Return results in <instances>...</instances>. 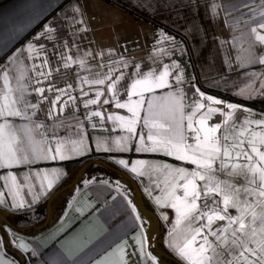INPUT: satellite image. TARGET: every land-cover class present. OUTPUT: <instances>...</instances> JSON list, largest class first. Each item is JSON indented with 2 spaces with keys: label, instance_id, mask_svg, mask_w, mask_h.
<instances>
[{
  "label": "crops",
  "instance_id": "0c3cea01",
  "mask_svg": "<svg viewBox=\"0 0 264 264\" xmlns=\"http://www.w3.org/2000/svg\"><path fill=\"white\" fill-rule=\"evenodd\" d=\"M64 1H0V152L10 157L8 166L0 160V211L13 218L43 203L70 175L66 161L101 159L136 181L145 207L157 216L158 248L189 264L180 249L192 232L173 204L180 207L176 197L183 196L182 186L192 179L181 178L178 169H198L176 159L172 145L183 134L184 144L195 147V133L187 127L193 112L194 128L204 116L208 127L221 125L217 137L228 134L230 144L245 141L241 149H229L222 171L221 161L213 162L217 171L210 185L219 181L222 188L224 182L234 189L247 187L253 204L242 207L249 217L253 212L259 217L264 203L257 187H264V125L256 124L264 119V110L217 95L264 105V41L251 31L257 27L264 35L256 23L264 21V0H80L49 17ZM137 11L149 13L158 24L135 16ZM165 65L170 73L165 87L138 89L142 95L129 99L131 84L142 78L138 73L159 76ZM97 71L113 79L123 73L125 79L108 91V79L93 82L104 78ZM98 93V103L85 107ZM117 103L129 104L137 115ZM197 104L205 107L196 111ZM209 107L216 111L208 112ZM252 146L258 151L251 152ZM244 148L251 160L237 158ZM12 153L19 163L12 162ZM206 182L196 179L201 191ZM214 198L223 207V195ZM197 203L203 208V198ZM216 225L226 227L228 221ZM156 230V219L141 208L129 179L93 166L54 205L43 231L23 233L0 223V264H167L153 243ZM262 238L258 228L256 239ZM208 239L215 242L211 235ZM249 246L257 247L254 242ZM256 259L249 255V261Z\"/></svg>",
  "mask_w": 264,
  "mask_h": 264
},
{
  "label": "snow or ice",
  "instance_id": "6c2138e0",
  "mask_svg": "<svg viewBox=\"0 0 264 264\" xmlns=\"http://www.w3.org/2000/svg\"><path fill=\"white\" fill-rule=\"evenodd\" d=\"M261 16L264 17V12L261 13ZM259 29H264V21H257ZM251 31L257 33V37L259 40L264 41V35H259L257 32V27H252ZM39 39V37H37ZM63 56V54H61ZM68 60H71V57H68ZM47 63V61H45ZM81 65L84 64V61H79ZM264 63V60L261 61ZM127 66V65H125ZM64 67H68V63L64 64ZM103 67V65H98V69ZM139 68V66H136ZM44 75L43 73H40ZM142 76V78L136 79L131 84V93L129 95V99L131 95H142V92L138 93V89H142L143 92H151L155 88L165 87L167 85V77L169 76V66L165 65L163 72L159 74V76L153 75L152 72L148 73H138ZM97 76L103 75L104 78L95 79L93 82L97 84H104L105 79L111 81L108 85V91H114L116 89L117 83H119L122 79H125L123 73L116 76L115 79L110 74L100 73L97 71ZM182 79L181 76H177L176 80L179 82ZM125 90L127 85L122 86ZM52 91V88L48 89ZM41 93L45 91V89H38ZM62 93L64 90H60ZM102 93L97 94V99L88 100L85 103V107L89 104H97L99 96ZM125 94H128L127 92ZM86 95V93H85ZM204 94L201 93V96ZM60 97H57L59 100ZM70 99H72L70 97ZM115 99V96H113ZM208 100H213L212 97H208ZM109 101L106 99L103 101L104 104H107ZM216 104H220L221 101L215 100L213 101ZM143 104V100L137 101L136 106H141ZM117 108H127L129 112L136 116L137 113L135 109L127 103H117ZM204 104H197L196 111L204 108ZM230 109H234L237 106L229 104L227 106ZM247 111V109H244ZM216 109L209 107L208 112H214ZM2 114V113H0ZM196 113L193 112L191 116L188 117V129L195 133L193 139L196 141L195 147L192 145H185V137L183 134H180L177 137V143L173 144L172 147L176 149L177 155L176 159L190 162L197 166L196 171L188 173L186 169H178V172L181 174V178L186 176H191L192 179L187 180L183 187V196H177L176 200L180 203V207L177 204H173V207L177 208V211L180 213L183 219L188 221L190 230L192 232L191 238L187 240L184 247L180 249V254L184 256L189 264H264V238L257 240V231L259 228L260 233L264 234V203H260V215L257 217L255 212L249 217L247 216V211L242 205L251 206L253 204L251 195L247 190V187L243 189H234L231 184L224 182V187H221V182L217 181L215 186H211L210 182L214 178V173L217 171L213 168V162L217 159L221 161L219 170H223L227 167L224 163L223 158L229 157L232 149H241L242 146L245 145L244 140L233 141V143H229V135L224 134L222 137H217L216 133L220 130L221 125L216 124L212 127H208L206 117L202 116L196 123L200 125L198 128L193 127L192 117ZM8 115H20L19 112H8ZM94 116H101L100 112L92 113ZM113 117L109 115L108 119H112ZM116 119L123 120L124 117L117 116ZM257 125H264V119L256 120ZM201 133L203 136L201 137ZM151 139V137H149ZM187 149H192L193 153L199 152L200 156L197 157L195 154L188 155ZM140 149H137L139 151ZM57 153H59L60 149H56ZM258 149L255 146L251 147V152H257ZM9 152L11 150L9 149ZM169 155L172 153L169 152ZM243 156L245 160H251L252 157L249 155L247 148H244L243 151H237V158ZM56 157L53 156V159ZM60 159H64L61 155ZM260 159L264 160V152H260ZM0 160L4 161L5 166L9 164V153L0 152ZM12 162L19 163L18 160H15V154L11 155ZM24 160L27 161L28 157H24ZM121 164H125V161H119ZM235 168V166H234ZM135 171V169H133ZM202 170V171H201ZM251 170V169H249ZM240 171H244L243 168ZM201 181H207L204 185V190L201 191L196 183V179ZM245 180H247V175L245 174ZM260 182L264 183V171L260 173ZM251 183V181H248ZM51 184H49V188H51ZM259 190V197L264 198V187H260V184H257ZM241 192H243V198L241 197ZM220 193L223 195V207H221V201L219 199H215V194ZM232 193H235V197ZM203 198L204 204L203 208H201L197 201ZM259 203V202H258ZM230 209H234L237 212V215L233 216L230 212ZM227 219L228 226L216 225L213 228V225L216 221H225ZM206 220V223H202V221ZM195 225V227H192ZM233 225L235 227H233ZM254 225H258L254 227ZM211 235L214 237V243L210 242L208 237ZM198 237L200 239H198ZM255 243L257 245L256 248H252L249 245L251 243ZM142 247V242H141ZM254 254L258 257L256 260L249 261V255Z\"/></svg>",
  "mask_w": 264,
  "mask_h": 264
},
{
  "label": "trees",
  "instance_id": "16d2710c",
  "mask_svg": "<svg viewBox=\"0 0 264 264\" xmlns=\"http://www.w3.org/2000/svg\"><path fill=\"white\" fill-rule=\"evenodd\" d=\"M1 1V0H0ZM80 0H65L59 7L57 10H55L53 13H51L49 15V17L51 16H55L56 14H58L59 12H61L65 7L67 6H70L72 4H76V3H79ZM133 14L137 17H141L143 18V20L147 21V22H150V23H155V24H158V22L152 18V16L149 14V13H143V12H133ZM42 23H40L34 30H36L37 28H39L41 26ZM166 29V28H165ZM34 30L32 32H34ZM168 31V29H166ZM29 33L30 34H32ZM2 61V59H0V62ZM217 94V93H216ZM217 95H220V96H223L225 98H228L230 100H233L235 102H239L241 104H244L246 106H249V107H253V108H256V109H261V110H264V105H261L260 101L259 100H241V99H236V98H232L228 95H225V94H217ZM264 104V103H262ZM86 163V166L84 167V169L82 170V172L80 173L79 175V178L78 180L76 181V183L74 185H72L71 187L61 191L60 193H58L51 201V204H50V211H51V215H50V221L52 219V216H53V207L54 205L60 201L62 195H64L65 193L69 192L79 181L81 178L84 177V175L86 174V172L88 171L89 167H93V166H99L101 167L102 169H105L109 172H112L113 174L115 175H118V174H121V172L119 171H116L114 169H111L109 167H106L98 162L95 161V159H75V160H71V161H66L65 164H67V167L69 168V170H71V173L70 175L68 176V178L60 185H64V184H67L69 183L73 177H74V174L75 172L77 171V169L82 165ZM110 165V164H109ZM114 168V167H113ZM91 175H95V173H92L90 174L89 176ZM48 198V197H47ZM46 200L41 203L39 206L33 208V209H30V210H27V211H24V212H21V213H17V214H13L14 217L12 218V215H5L6 218L9 220V222L11 223V225L15 228H18V227H26V226H37V225H40L43 223L44 219H45V215H46V210H45V204H46ZM50 221L49 223L46 225V227L42 228V229H39V230H36V229H33V228H30L29 230H26L24 231L23 233H34V232H40V231H43L44 229H46L49 224H50ZM0 223L1 224H4L1 220H0ZM160 234V233H159ZM162 250V249H161ZM165 255L164 258L166 259L167 261V264H182L180 261H178L176 258H174L171 254H169L168 252L162 250ZM21 257V256H20Z\"/></svg>",
  "mask_w": 264,
  "mask_h": 264
},
{
  "label": "water",
  "instance_id": "95a60500",
  "mask_svg": "<svg viewBox=\"0 0 264 264\" xmlns=\"http://www.w3.org/2000/svg\"><path fill=\"white\" fill-rule=\"evenodd\" d=\"M96 162L106 166V167H109L111 169H114L116 171H119L115 168H113L112 166H110L107 162H105L104 160H101V159H95ZM86 166V163L82 164L78 169L77 171L75 172L74 174V177L73 179L67 183V184H64L60 187H58L57 189H55L47 198L46 200V204H45V210H46V215H45V219L43 221L42 224L40 225H37V226H26V227H18V228H15L11 225V223L9 222V220L6 218V216L0 211V220L8 227H10L11 229H14L18 232H23V231H26V230H29L30 228H33V229H36V230H39V229H42L44 227H46V225L49 223V220H50V215H51V211H50V204H51V201L52 199L58 194L60 193L61 191L71 187L72 185H74L76 183V181L78 180L79 178V175L80 173L82 172V170L84 169V167ZM121 172V171H119ZM121 174H123L125 177H127L129 179V181L132 183L138 197H139V200H140V206L141 208L144 210V211H147L149 212L157 221V230H156V233H155V236H154V239H153V243L155 245V247L158 249V251L162 254V255H165V253L158 248L157 246V238H158V234H159V225H158V220H157V216L154 212L150 211V210H147V208L145 207L144 203H143V199H142V196H141V192H140V189L136 183V181L130 177L129 175L121 172Z\"/></svg>",
  "mask_w": 264,
  "mask_h": 264
}]
</instances>
